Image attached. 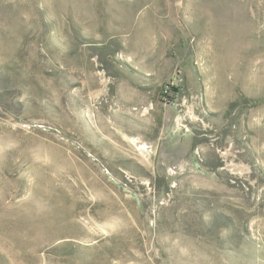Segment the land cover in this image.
Returning <instances> with one entry per match:
<instances>
[{"label":"rangeland","instance_id":"374dc122","mask_svg":"<svg viewBox=\"0 0 264 264\" xmlns=\"http://www.w3.org/2000/svg\"><path fill=\"white\" fill-rule=\"evenodd\" d=\"M0 264H264V0H0Z\"/></svg>","mask_w":264,"mask_h":264},{"label":"trees","instance_id":"16d2710c","mask_svg":"<svg viewBox=\"0 0 264 264\" xmlns=\"http://www.w3.org/2000/svg\"><path fill=\"white\" fill-rule=\"evenodd\" d=\"M168 92V91H167ZM246 104L248 105V103L246 102Z\"/></svg>","mask_w":264,"mask_h":264}]
</instances>
